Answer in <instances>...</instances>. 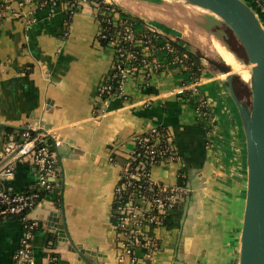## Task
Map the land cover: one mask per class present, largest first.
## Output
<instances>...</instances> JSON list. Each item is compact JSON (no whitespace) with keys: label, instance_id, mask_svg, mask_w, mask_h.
Here are the masks:
<instances>
[{"label":"crops","instance_id":"0c3cea01","mask_svg":"<svg viewBox=\"0 0 264 264\" xmlns=\"http://www.w3.org/2000/svg\"><path fill=\"white\" fill-rule=\"evenodd\" d=\"M248 4L264 25V12L256 11L252 0ZM19 10L24 17L0 23V167L9 156L4 127L32 123L61 140L59 185L28 214L39 222L32 238L35 264H237L247 146L226 74L205 63L191 101L175 93L185 80L180 72L153 74L148 81L139 74L123 82L124 98L103 101L97 86L113 53L94 39V7L85 3L73 13L65 37L62 7ZM32 17L35 21L26 24ZM200 98L213 112L212 126L196 114L194 102ZM158 125L166 127L180 160L154 165L151 178L167 185L185 183L191 192L167 225L148 232L159 249H137L133 263L120 259L111 201L133 136ZM35 181L28 162L17 163L14 175L0 180L15 190H32ZM50 217L56 218L54 225ZM60 228L65 235L56 232ZM21 236L18 218L0 220V264H15Z\"/></svg>","mask_w":264,"mask_h":264},{"label":"built area","instance_id":"2783aa9c","mask_svg":"<svg viewBox=\"0 0 264 264\" xmlns=\"http://www.w3.org/2000/svg\"><path fill=\"white\" fill-rule=\"evenodd\" d=\"M252 1L256 11L264 12V0ZM13 3H16L18 9L12 6ZM85 3H87V0H0V23L6 18L24 17L21 15L22 12L19 9L25 6H30L31 12L37 9V7H48L49 9L62 7L64 10L67 8L75 12ZM117 16L118 14L115 13L114 17ZM34 21L35 19L32 17L27 19L25 23L29 24ZM145 25L157 31L152 26ZM121 27L124 28L123 35L125 39L131 40L134 36L133 28H129L130 26L128 25L124 26V23L121 24ZM63 34L66 36L68 32H64ZM166 51L167 49L162 48L155 52V57L151 61V65L154 66L155 69L159 66V60H161V62L166 61ZM149 52V47L142 48V54L144 56L148 55ZM128 56L132 57V55ZM144 64L146 63L144 62ZM176 67L178 70L181 69L179 65H176ZM133 71L134 67H132L127 60L123 67L119 69L123 79L128 78ZM184 78L188 79L185 82L183 81L180 86L176 88L175 93L191 101L193 100V93L196 90L199 80L198 78H189L187 75H185ZM97 90L99 97L100 93H110L105 86L98 87ZM108 99L109 98H106L103 101ZM194 106L198 118H202L204 121H207V123L211 122V109L204 99H197L194 102ZM152 130H154L153 127ZM155 133L154 142L144 146V154L148 156V162L152 164L155 161L154 158L156 154L164 155L166 153L169 155L161 164L179 161L180 156L175 146L172 145L171 138H168V143L170 145L165 149L158 150L156 153L155 148L158 142L159 132L155 131ZM59 146H61V140L57 135L52 131L42 130L32 123L23 127V130L19 133V140L14 141L11 139L5 145V150L9 156L5 164L0 167V180L6 177H12L15 172L16 164L19 162L30 163L36 174L35 188L28 192H7L3 188L0 189V216H17L22 224L20 245L13 253V261L15 264H35L32 252V238L34 232L39 227V222L29 219L28 214L34 206L41 202L43 196H40L39 192L47 194L53 191L56 187L55 184L59 181L60 168L57 151ZM128 165L129 162L127 161L126 167L123 168L120 174L126 173ZM136 168H143V163H139ZM145 174L147 183L143 185L138 183L137 187L141 188L139 193L135 194L130 190L128 200L123 206L116 207L114 209L115 213L113 214L115 228L120 229V233L117 237L118 248L121 254L120 259L127 257L133 263L137 259V249L145 248L148 253H153L159 249L157 239L151 238L148 232L161 226L165 219V215L171 213L179 204L184 203L191 192L190 188L185 183L167 185L154 182L151 178V172L145 173L144 170H142V172H140V170H135L130 175L126 176V181L121 187L124 189L131 188L130 186L133 184L130 178L139 180L142 179ZM143 189H148L150 193H142ZM134 203L137 205H133ZM151 211L155 213H151ZM55 259V257L51 258L52 261H55Z\"/></svg>","mask_w":264,"mask_h":264},{"label":"trees","instance_id":"16d2710c","mask_svg":"<svg viewBox=\"0 0 264 264\" xmlns=\"http://www.w3.org/2000/svg\"><path fill=\"white\" fill-rule=\"evenodd\" d=\"M60 1V0H59ZM87 3L94 7V19L97 22V32L94 37L95 40L98 41L99 46L108 47L112 50L113 58L110 68L106 71L103 78L99 82L98 87L105 86L109 90V94L100 93L101 100L106 98H111L112 96H120L122 98L125 97L121 92V85L123 82L130 78H136L139 74L144 75V79L148 81L153 74L161 75L167 74L171 72L172 74H180L187 75L189 78H198L201 75V72L205 66L204 57L197 51L193 50L192 47H188L184 43H180V40H176L174 38H170L166 35H162L155 30L148 28L143 21L134 15L133 13L126 10L124 7L119 5L117 2L110 1L107 2L105 0H87ZM80 7L76 10L78 11ZM65 17L62 21L61 30L62 33L68 32L69 24L71 22V18L73 16V11L65 8ZM75 11V12H76ZM117 13L118 16L114 17V14ZM130 26L129 28H133L134 36L131 40H126L123 32L124 28L121 27V24ZM137 25H141L140 29H135ZM219 29H221L225 36V44L227 48L230 50L232 54L238 57L239 60L244 59V57L238 56L236 48L233 47L232 43H236V47L242 49L243 46L239 41L238 37L235 33L229 28L223 21L218 25ZM61 37H65L64 34H61ZM116 39V40H115ZM149 47L150 52L148 55L144 56L142 54V48ZM167 49L165 58V62H161L159 60V66L154 68L151 65L152 59L155 57V52L161 49ZM244 53V52H243ZM132 55V57L128 56ZM129 61L130 65L134 67V71L128 78H122L119 72V69L123 67L124 63ZM144 60V61H143ZM144 62L146 64H144ZM245 62V61H244ZM150 63V64H149ZM246 63V62H245ZM181 66V69L178 70L176 65ZM224 64V63H222ZM145 66V67H144ZM229 69V68H228ZM230 71V69H229ZM188 78L183 80L184 82ZM232 87L234 90V94L241 102L245 103L248 107L251 105V90L250 85L248 86L242 79L238 77V75H232ZM182 81V82H183ZM148 88V87H146ZM151 90L148 89V92ZM98 92V90H97ZM248 96V97H247ZM152 127L138 133L133 136L134 147L132 151L129 153L127 157V161L129 162L128 169L126 173L119 174V179L115 185L111 208L112 215L115 213L114 209L118 206H123L124 203L128 200V196L130 195L129 191L132 190L135 194L139 193L141 188H138L137 185L140 183L141 185L147 183L146 182V174L142 179L132 180V184L129 189L122 188V184L126 181V176L130 175L133 171L142 172V170L146 172H151V168L154 165H159L163 161L166 160L169 154L159 155L156 154L154 163L150 164L148 161V156L144 154V146L151 144L154 142V136H156L155 131L159 132L158 142L156 144V153L160 149H165L170 144L168 143V138H171L165 126L158 125ZM23 130L21 128H12V127H4V141L8 140H19V133ZM172 145H175L173 139L171 138ZM178 151V149H177ZM179 154V152H178ZM180 156V154H179ZM139 163H143V168H136ZM56 187L59 183L55 184ZM137 187V188H136ZM5 189L7 192H28L31 189H22L15 190L14 188H8L5 185H2L0 182V189ZM144 188V187H143ZM138 190V192H137ZM40 196H44V192H39ZM142 193L147 194L150 193L148 189L142 191ZM133 205H137L134 203ZM151 213H155L151 211ZM172 213L165 215V219L161 226L167 225L169 223V219L171 218ZM14 216H0V220L3 218H11ZM17 218V216H15ZM116 236L120 233L119 228H115ZM159 244V242H158Z\"/></svg>","mask_w":264,"mask_h":264},{"label":"water","instance_id":"95a60500","mask_svg":"<svg viewBox=\"0 0 264 264\" xmlns=\"http://www.w3.org/2000/svg\"><path fill=\"white\" fill-rule=\"evenodd\" d=\"M185 1L210 11L231 28L251 65V105L248 107L235 96L231 80L233 74L229 73L228 67L204 58L226 74L227 86L240 113L246 136V196L237 264H264V28L251 6L243 0ZM52 215L56 216L55 213ZM48 221L54 225L56 218L50 217ZM56 232L65 235L61 228ZM76 248L80 246L76 245Z\"/></svg>","mask_w":264,"mask_h":264},{"label":"rangeland","instance_id":"374dc122","mask_svg":"<svg viewBox=\"0 0 264 264\" xmlns=\"http://www.w3.org/2000/svg\"><path fill=\"white\" fill-rule=\"evenodd\" d=\"M106 1H114L121 4L126 10L138 14L144 19V21L149 22L151 24L150 26H155L171 36L170 38L180 40L182 43L188 45V47H192L193 50L199 52L204 58L224 63L223 65L230 69L231 74L238 75V77L247 83L248 86L250 85V77L248 80H244L231 67V63L233 65V62L237 60L242 65L244 64L243 66L247 67L250 72L251 65L248 64L244 49L243 53L241 48L236 47V43H232L234 45L233 47L236 48L235 50L237 51L238 56L244 57L243 61L237 59L238 57L236 58V56L230 52L224 42V33L218 27L222 20L210 11L197 7L185 0ZM243 1L246 2V0ZM248 2L251 3V0H247L246 3L248 4ZM95 41L98 43L97 40ZM204 62L209 64L206 60H204ZM212 114L213 112H211V118H213ZM208 125L212 126L213 122H209Z\"/></svg>","mask_w":264,"mask_h":264},{"label":"bare ground","instance_id":"6f19581e","mask_svg":"<svg viewBox=\"0 0 264 264\" xmlns=\"http://www.w3.org/2000/svg\"><path fill=\"white\" fill-rule=\"evenodd\" d=\"M233 58V57H232ZM234 60V58H233ZM244 65V64H243ZM240 62L234 61L233 66L236 72L244 79L248 80L250 77V72L248 71L247 67H244Z\"/></svg>","mask_w":264,"mask_h":264}]
</instances>
